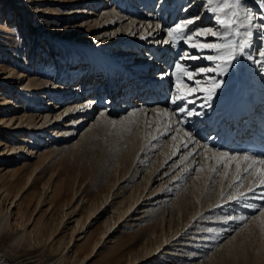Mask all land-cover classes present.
I'll return each mask as SVG.
<instances>
[{
  "label": "bare ground",
  "instance_id": "bare-ground-1",
  "mask_svg": "<svg viewBox=\"0 0 264 264\" xmlns=\"http://www.w3.org/2000/svg\"><path fill=\"white\" fill-rule=\"evenodd\" d=\"M15 1L17 3L21 1L19 5L20 7H18L22 11V13H20L18 16L22 17V22L19 24V26H17L18 28L12 27L14 24L10 26V24L5 22L6 20H0V90L4 89L5 87H8V89H14L15 87H17V89L19 88L21 90L20 97H22L23 101H21L23 102V105H14L12 107L15 108L16 112L6 116H0V127L3 129L0 133V258H5V260L11 261L14 258L18 262V264H57L60 259V256H58V258L54 261L40 262V260L34 259L38 256L34 255L35 252L28 246V242L29 240H31L29 238L33 236V239L41 240L42 237L44 239V236H46L47 233H45L46 230H41L39 226L40 218H34V220L31 222L33 214L42 202V195H40V193L35 199V190L37 187L35 183L34 173L37 171V167L33 168V170L26 175L27 177L22 182V178L19 172L20 169L15 168L13 165L16 164V162H14V158H12L11 161L6 160L8 156L13 157L14 155L13 150L16 149L17 145L15 140L19 141V150L24 154L23 158L21 159L22 161L20 162L21 164H23L24 158H48L49 153L37 155L39 153V149H43L40 148L41 143H39V140H43V133L48 135L53 134L50 132V130L54 126L59 127L60 125H62L67 128L66 131L61 132L60 134V136L64 137V140H68L69 138L78 136H80V140H88L91 139L94 134L96 136L97 132L105 131L108 126L114 125L120 130H126V136H128L127 138L129 152L131 155H134V160L136 159L135 156L141 150L143 156L142 159H146L145 156L148 155H151L153 157L155 152L158 154V156L155 160H152L154 162V170L153 168L147 170L143 169L142 172L146 171L147 173L142 175V179L137 182V185L128 186L131 185L130 181H135L136 179H138L137 176L139 173V167L137 165L136 166L138 168L131 176L130 181L129 179L125 180L127 181L126 184L120 187L124 191L126 190L125 196H123L124 194L122 193L123 195L121 196L123 197L121 201H118L119 204L118 206L116 205L117 208H114V210H117L116 212L119 213L117 219L115 217H113L112 219L110 216L108 217V219H105L104 231L101 232L99 239L96 241V243L93 244L94 246H92L93 248L91 249L92 251L90 252V254L86 256V258L80 264H83L85 261L94 258L96 254L101 250L105 242H113L112 235L115 232L114 230L118 227L111 231L112 228L117 223L122 221V219H124L131 210L132 212L130 215H128V218L132 219L134 216L137 217L140 213H143L145 214L143 216L149 217V220H146V222L152 221L153 223L157 222V224H160L164 223L167 220L169 228H172L173 221L177 222L176 224H179L182 219V222H184V226L191 223L192 219L195 217V224L198 225L200 223L203 224L202 222H200L203 220L199 219H205L206 221L209 220V223H205V226L203 225L204 227L201 226L195 228L199 231L197 230V232H192L193 234H189L191 235L189 239L180 238L182 234L177 238L176 236L178 235L179 231H176L171 238L169 237V239L172 240L173 238H175L173 239V241H178V244L182 243L181 245L184 248H188V246L194 248L196 242H203L205 243V245L207 243H209V245L217 244L218 247L222 245L223 248L221 249L224 250L223 253L222 250H220L222 254L221 259L219 258L222 261V264H224V259L227 258H229V260L233 259L231 260L233 264H264V205L260 206L261 211L254 217L253 221H251L249 225L245 227V229H243L242 231H238V233H233V231H231V221L230 219H228L232 214H234V205L235 202H237L236 198L243 197L240 194L246 189V186H243V188L245 187L244 189H242L241 187L238 188L240 182L242 181V178L238 180L241 175L240 172L247 167V163L256 162L255 159L249 158L247 160H244V156L242 153L230 157L223 156L224 152L227 150L223 146H217L213 144L211 140L205 143L206 145H208V148L206 150H202L199 146L200 144L198 142L194 143L193 139L195 138L194 135L197 136V132H201L205 136L206 134L200 128L199 131H196L198 128L193 129L192 127L194 126L195 122H191L189 119H186V114H178L177 117H174V112L169 111L170 107H155L156 111L152 112H150V110L147 112V110L136 111L135 109H125L124 111L116 112L117 115L111 117L106 114L107 110L102 109L103 107L98 108L96 105L94 106V110L92 112V102H86L85 99H79L80 96H77V88L74 87V85L71 86L70 84V90L68 89L64 94H62V92L60 93V91L64 90V81L60 78L48 84V88H45L46 81H49L50 79L42 80L37 79V77H32L27 83H25V81H22L20 82V84H18L16 82L17 78L15 69L11 68L6 62L3 61L4 59L8 62L7 54H9L10 52L14 57L23 60L21 59L18 50V42L11 36L20 33V31L24 30V28L27 30L28 28L27 26H25L24 22L28 21L32 29L34 31L36 30L37 35L35 36V39L36 37L39 38V45L43 42V40H41V36L44 33L47 37L51 36V38H54L53 40H56L50 41L49 44L53 45V43H56L57 46H59L60 41H62L63 44L61 46L64 47V50H66L67 47L65 46V44L68 43V47L73 51V55L78 56V58L81 59L86 58V60H89L94 65H96V63L94 62H98V65L100 64L103 67L101 62H107L99 54L96 48L105 49V51L108 53L109 51L115 52L113 54L114 58H116L117 60H122L123 63H125L127 66H132L137 62L147 60L150 57V52L153 51L158 54V58H162L160 55L161 49L164 46H167L169 52L164 56L166 68L158 70V74L167 71L171 63H174V61L176 60L177 63H180L188 71L198 70L199 68H213V72L199 73L195 75L192 80L188 79L186 75L181 76L183 84L190 86L193 89L197 88L195 81L200 82V89L213 88L215 81L224 82L219 89H216L211 99L206 98L208 93L205 90L194 91L193 94L187 96V98L183 100L184 108L188 107L190 109L192 105L201 106L203 103L209 104L216 97H219V100L222 103L235 107V85H239V87L243 90L251 85L253 87L251 96L255 98L256 101L262 100L264 104V76H262V71L259 69L260 57H256L253 53L256 43H258L260 36L264 33V27L260 26V24L262 23L261 19L264 17V6L260 5V0L255 1L261 7L263 13L259 9L257 10L253 8L251 0H245L244 6H246L247 11L244 12V10H242V12L244 13L241 12V19H243L244 16L247 15L252 18V22L251 24L245 23L243 26L238 23L235 28V31H238L239 33H241V35L246 31H251L253 33L251 37L253 48L251 47L248 50L251 53V59H248L246 56L244 61H237L235 67L226 70V73L224 75H219L215 70L216 64L222 63V61L217 60L215 64L208 62L207 59H205L207 53L200 55L197 52L196 48L186 47V57L185 54L181 52L179 46L175 43L179 41L183 44V40H177L174 42L170 41L168 44H164L163 41L169 39L168 30L164 31L162 30L163 28H161V26L163 27L164 22L156 21L155 24H153L151 20L144 21L142 19H122L123 17L127 16L128 13L121 14L119 9L118 11H115V7L114 9H112V4H114L115 2L101 0L102 2H104V8H102L101 10L102 14L97 15V19L90 20L87 23L86 21H82V23L77 26H71L67 24L66 26H63V28H60L53 27V25L47 24L48 22H46V19H40L44 18L45 15L48 14V9L47 7H45V5L49 0ZM93 1L96 3V0ZM150 1L154 2V0H125L124 2H132L133 4L136 3L137 10L140 9L137 12V15L133 14L132 16L129 15L128 17H148L151 15L156 16L157 13L154 12V7L156 6V4L152 6ZM146 3H150L149 9L145 8ZM80 9L78 10V13L96 15V12L94 10L88 9V11H81ZM121 9L131 10V7L129 4H125L123 7L121 5ZM204 9L207 8L204 7ZM195 12L196 10H192L189 7L186 9V11H184L183 15L187 14V16H190L189 19H192L198 14H201L199 13L200 11L198 13ZM202 15L204 17H202ZM202 15L200 16V20L195 21L193 25H189L188 27L215 28L217 31H224L215 22H213V19H215L213 15V18L211 20L206 17V12H203ZM32 18H35V23H32ZM91 21L93 22L92 25H90L92 23ZM140 22L142 23V25L140 24ZM83 24L84 27H81ZM78 28L81 29L78 30ZM83 31L85 32V34L80 35V33H83ZM26 32L27 33L22 32V34L25 33L26 35L29 31ZM73 34H77V36L73 38ZM230 38L237 40L239 39V37L237 36H231ZM199 40L210 44L221 43V41L216 40L212 36H208L206 38L199 37ZM262 41L263 40H261V42L257 45H262ZM184 44L188 45L186 43ZM150 47H152V49H150ZM256 51L258 52V50ZM1 52H3L4 54H2ZM210 53H212V51L208 52V54ZM141 55H145V57L147 58L145 60H138V56ZM68 56L65 54V56L63 57L68 58ZM191 56H196L198 58L196 60H192L190 59ZM59 61L61 62L60 65L65 64L64 68L60 66L62 70L67 66H70V64L66 65L64 59H60ZM253 61H255V63H253ZM76 65H78V71L80 70V73H82V65H80V63H77ZM257 65H259V67H257ZM127 66H123L122 71L129 70ZM144 74H148V72ZM178 75H180V73L177 72V70H171L169 74L166 73L162 75V77H167L164 85L167 91H170L171 95V85L174 82L173 79H177ZM21 76L24 77L26 75L22 73ZM49 89L50 91L55 92L56 95L54 96L52 94V96L51 94H48V96L51 98L49 100L43 101V98H46L42 96L44 95L43 91ZM176 91L177 90L173 92V95L176 94ZM10 92L12 93V91ZM14 93H16V90ZM58 95L61 97L54 102L55 98ZM50 101L53 102L50 103ZM189 101H191V103H189ZM12 102L13 101L8 100L7 97L4 96V93H1L0 91V113L9 108L12 105ZM35 103L38 104V106H34ZM38 108H41V110H37ZM257 108L259 109L260 107ZM60 109L64 110L62 111ZM227 109L228 111L232 110V108ZM263 109L264 106H262V109H260V111L264 113ZM56 110L60 111L56 112ZM216 111L220 112L221 109H217ZM36 112L39 113L36 114ZM168 112L173 116L172 120L168 119L170 118L168 116ZM180 122H183V130L187 132L183 131L179 127L178 123ZM69 128L71 129L68 131ZM59 132L60 131H57L56 133L58 134ZM8 133L11 140L10 143L8 139L6 140ZM66 133H68V136H64L66 135ZM3 138L6 140V142H3ZM152 138L154 139L151 140ZM50 141L51 140H49L48 142ZM155 145L158 146L156 149L154 148ZM159 149L160 151L157 152V150ZM34 154L37 156L32 157V155ZM126 156L127 153L117 162H126ZM134 160L132 162H134ZM123 162H120L119 165L121 166ZM139 162L140 166H142L141 163L144 162V160H138L137 163ZM258 168L257 171H259ZM157 170H159V172L155 176H153ZM179 174H182L185 177L183 180L179 181L180 183L183 181V184H178L179 188L175 190V193H177L175 194V196L177 195V198H174L176 200L171 201L172 203L170 202L169 205H166L167 202L164 197L166 196L167 192L169 193L171 191L173 193V190L176 188L174 187V185H176L179 180ZM125 176L126 175H124L123 177L120 176L118 179L122 180ZM246 177H249L247 181L248 185L249 180H251V176ZM261 178H263L262 183H264V166L261 168V177L257 179L258 183ZM245 179L243 180L245 181ZM154 180L155 182H158V185L152 188V181ZM142 182H145V188H143V191L146 190L148 184L150 185L148 192L144 196L147 197L145 201H153V199H158V201L156 202V209H147L145 205L144 208L139 209L140 204L135 207V205L141 200L140 198L143 197V191H140L141 193L140 195L138 194L139 196L135 191V189L139 188ZM262 191H264V188H262ZM257 193L259 192L257 191ZM135 194L138 197H136ZM117 195L118 193L113 194L114 199L117 197ZM153 195L155 196V198H153ZM259 195L260 196H257L259 197V199L252 196L254 200L251 199L250 201L261 202L260 200L262 199L260 198H264V193H260ZM109 197L110 194H107L104 197L105 199L102 200L100 206L92 208L89 218L93 215H103L105 210L102 212H99V210L104 204L108 202ZM187 202L189 203L188 207L186 208ZM253 202H251L252 206L257 207L258 205ZM157 204L159 206H157ZM22 205H26L23 212H21L20 210V207ZM110 205L111 203L109 204V206ZM145 208L146 210H144ZM191 208H193L192 211L190 210ZM142 209L143 211H140ZM155 211L157 215L154 214ZM223 211L226 212L222 213ZM116 212L114 213L116 214ZM68 214L66 213L65 215L67 216ZM160 218L161 220H159ZM234 218L238 217L235 216ZM133 219L136 221L138 218ZM80 220L81 219H77L76 224L77 227L81 226L80 230H77V235L80 236V238L78 237L79 240L89 236L88 227L86 226V222L88 221V219L86 222H83V220L81 222ZM113 220L114 223L112 224ZM13 227L20 230L15 235L12 234ZM189 229H191V227ZM202 229H205L206 231L204 230L203 232H200V230ZM181 230H183V227ZM75 231H72V233H75ZM232 233L235 235L232 236ZM72 235L75 236V234ZM166 235L167 234L165 232L162 235L166 238V240L164 241L170 242ZM199 237L202 240L198 241L197 238ZM185 239H187V241H184ZM6 241L11 242L7 244ZM73 241V246H75L78 240L72 236L70 238V243H73ZM159 241V244L156 243V245H158H155V248L157 249H155L153 246L145 245V247L143 248L144 256L142 255L143 257L136 259V261L134 262L131 261L130 264H141L145 261L150 262V260L154 259L155 253L159 249L161 252V248L164 246V241ZM168 246L162 249V253L165 254V258L166 256H170L172 258L174 257L173 259L181 258V254H172L170 252L172 250H170V247L168 248ZM192 251L194 252H191L189 254L184 251L186 253L185 256L187 255L186 258L194 260L195 256H198L194 249H192ZM235 252H238L241 255L236 256L234 254ZM215 257H218V254L217 256L215 255ZM162 260H164L163 257ZM228 261L226 262L229 264ZM216 262L220 263V261L215 260L211 256V259H209V262L207 264H216Z\"/></svg>",
  "mask_w": 264,
  "mask_h": 264
},
{
  "label": "rangeland",
  "instance_id": "rangeland-1",
  "mask_svg": "<svg viewBox=\"0 0 264 264\" xmlns=\"http://www.w3.org/2000/svg\"><path fill=\"white\" fill-rule=\"evenodd\" d=\"M0 1H1L0 20H3V21L6 20L5 22L10 24V26L14 24L12 26L14 28L19 26V24L22 22V19H21L22 17L18 16L20 13H22V11L19 9L20 7L19 5L21 1L18 3L15 0H0ZM169 1L172 2V0H169ZM198 1L199 0H184V4L185 6H188V4L191 3V6H192L194 3L192 7H197L198 5L196 6L195 4ZM93 2H94L93 0H58V1L49 0L48 3L45 5V7H47L48 9V14L45 15L44 18H40V19H46L47 20L46 22H48L47 24L53 25V27H60V28L61 27L63 28V26H66L67 24L71 26L73 25L77 26L81 24L82 21H86L87 23L90 20L97 19L98 18L97 15L102 14V11H101L102 8L99 9V5L103 7L102 4L104 2H102L101 0H96V3L95 2L93 3ZM122 2L123 0H120V3ZM125 4L131 5L133 3L124 2V4H122V7ZM244 5L245 3L241 6V12L242 10H244V12L247 11L246 6ZM95 6L96 7L98 6V9H95ZM79 9L81 11L83 10L88 11V9L94 10L96 12V15H87V13H83V14L78 13ZM161 9H162V6L160 3L159 11ZM199 11L201 13L199 16H201L203 12L207 11V9H204V7L202 8L201 6L198 12ZM202 17L204 16L202 15ZM261 20L263 21L261 23L262 25L260 24V26L264 27V24H263L264 19H261ZM34 21H35V18H32V23H35ZM180 23H182V21H180ZM92 24L93 22L90 25ZM81 27H84V24ZM31 28L32 27L30 26V29L28 28L27 30L26 29L24 30L25 33H27L26 31H29L28 34L26 35L25 33L22 34L23 31L21 30L20 33L13 35L14 37L11 36L18 42V45H19L18 50L20 53V57L24 61L14 57L11 52L7 54L8 62L7 60H4V59L3 61L6 62L8 66L15 69L16 78H17L16 82L18 84H20V82L22 81H25V83H27L32 77H37V79H42V80L50 79L49 81H46L45 88H48V84H50L52 81H55L58 78L60 79L64 78V83H63L64 90L60 91V93L62 92V94H64L68 89L70 90L71 86L70 84H67V82L69 81L67 77L68 76H70V78L72 77L71 71L73 69L70 68L71 63L73 62V60H77L78 56L73 55V51L68 47L69 45L68 43L65 44V46L67 47L66 50H64L63 49L64 47L61 46L63 44L62 41H60L59 46H57L56 43H53V45L49 44L50 41H56V40H53L54 38H51V36L47 37L44 33L41 36V40H43L42 44L40 45L36 44V46H34L33 39L37 35V33H36V30L34 31ZM80 29L81 28H78V30ZM81 34H85V32L83 31V33H80V35ZM76 36L77 34H73V38H75ZM27 37L28 39L30 38L29 41L27 40ZM260 39H261V36L259 38L258 43H256V46H255L256 49L261 48L262 45H264V39H261L263 40L262 45L260 44L261 47L260 45H257L261 42ZM41 45L42 46L44 45V46L42 47ZM66 51H68V54L66 53ZM1 53L4 54L3 52ZM253 53L256 57L259 56L257 51L254 52L253 50ZM65 54L67 56L69 55L68 58L63 57L65 56ZM76 57L77 59H75ZM60 59H64V61L66 62V65L70 64V66H67L65 68L66 70L65 69L62 70L65 64L60 65L61 63L59 61ZM263 60H264V57H262V61ZM60 66H62V68H60ZM257 67H259V65H257ZM77 68H78V65H76L75 70H78ZM259 69L261 70V68ZM21 72L26 76L22 77ZM262 74H263L262 76H264V71H262ZM173 80L174 82L172 84L175 83V86L171 85L172 95H173V92L176 90L175 89L176 79H173ZM15 90H16V93H14ZM0 91L1 93H4V96H6L8 100L13 101L12 105L9 108L5 109L2 113H0L1 114L0 116L10 115L11 113L16 112L15 108H13L12 106L14 105L21 106V104L23 103L22 97H20L21 90L19 88L17 89V87H15L14 89H11V88L8 89V87H5L4 89H1ZM10 91H12V93ZM43 94L44 95L42 96L46 97V98H43V101L49 100L51 98L48 96V94H51V95L53 94L54 96L56 95V93L53 91H50V89L43 91ZM60 97L61 96L58 95L55 98L54 102ZM51 102L53 101H50V103ZM34 106H38V104L35 103ZM37 110H41V108L40 109L38 108ZM60 110L63 111L64 109H60ZM60 110H56V112ZM38 113L39 112H36V114ZM168 119L171 120V117ZM70 129L71 128H69L68 131ZM2 130L3 129L0 127V133L2 132ZM66 130H67L66 127L60 125L59 127L54 126L50 130V132L53 133L51 135L43 133V137H42L43 140H39V143H41L40 148H43V149H39V153L37 155L49 153V156L47 159L37 158V157L32 158V159L24 158L23 164H21L20 162L22 161L21 159L23 158L24 154L21 153L19 150V147H18L19 141L15 140L17 145H16V149L13 150L14 155L13 157L8 156L6 160L11 161L12 158H14V162H16V164H13V165L15 168L20 169L19 172L22 178V182L27 177L26 175L30 173L33 170V168L37 167L36 169L37 171L36 170H35L36 172L34 171L35 172L34 173L35 183H36V187L38 188V189L36 188L35 190V199L40 193V195H42L41 196L42 202L40 203L35 213L33 214L31 222L34 220V218H40L39 226L41 230H44V231L46 230L45 233L47 234L46 236H44V239L42 237L41 240L33 239V236L29 238L31 240H29L28 246L29 248L33 249V251L35 252L34 255L38 256L34 259H38L40 260V262H43V261L51 262L57 259L58 256H60V259L57 264H80L86 258V256L90 254V252L92 251L91 249L93 248L92 246H94L93 244L96 243V241L100 237L101 232L104 231L105 219H108L109 216L112 219L113 217L117 219V216L119 213H117L116 212L117 210L115 211L114 208L115 209L117 208L119 202L121 201L122 197L125 196V192H126V190L124 191L120 187L126 184L127 181L125 180L129 179L130 181L131 176L133 175V173H135L136 169L139 167V171H138L139 173L137 176L138 179H136L137 181L136 180L130 181L131 185H128V186L137 185V182H139V180L142 179V175L147 173L146 171L142 172L143 169L147 170V169L153 168L154 170V167H153L154 162L152 160H155L158 154L155 152V154L152 153L154 154L153 157L151 155L150 156L148 155V156H145L146 159H142L143 156H142V150H141L135 156L136 159L134 160V155H131L129 152L128 138H127L128 136H126L127 134L126 130H120L114 125L108 126V128L105 131L97 132L96 136L94 134L93 137H91V139H88V140L87 139L80 140L79 139L80 136L69 138L68 140H64V137L60 136V134L61 132H64ZM57 131H60V132L57 134L56 133ZM64 136H68V133H66V135ZM7 139L10 143L11 140L9 138V133L7 134L6 140ZM153 139L154 138H152L151 140ZM6 140L3 138V142H6ZM47 140L48 141L51 140V141L48 142ZM157 147L158 146L155 145L154 148L156 149ZM159 151L160 149L157 150V152ZM126 153H127V156L125 158H127V161L117 162L123 156H125ZM37 155L34 154L32 155V157L37 156ZM132 159L134 160V162H132L133 161ZM138 160L140 161L144 160V162L141 163L142 166H140V162L137 163ZM120 162H123L121 166L119 165ZM257 168L258 167H256V171H257ZM259 169L260 168H258V170ZM158 172L159 170H157L153 176H155ZM255 174L253 177H255ZM124 175L126 176L122 180L118 179L120 176L123 177ZM243 176L244 177H242V181L240 182L238 188L240 187L243 188V186H247V181L249 177H246L247 174ZM178 177H179L178 178L179 180L177 184L174 185V187L176 188L173 190V193L171 191L169 193L167 192L166 196L164 197V199L167 202L166 205H169L171 201H175L176 200L175 198H177L176 197L177 195L175 196V194H177L175 193L176 192L175 190L179 188L178 184L179 185L183 184V181L181 183L179 181L185 178L184 175L182 174H179ZM116 179H117V182H116ZM239 179L240 178H238V180ZM243 179H245V181ZM250 179L251 180H249V184H251L253 178L251 177ZM152 183H153L152 188L158 185V182H155V180L152 181ZM147 186L148 187L146 188V190L143 191V188H145V182H142L139 188L135 189L137 195L138 194L140 195V193L143 191V197L140 198L141 200L135 205V207L140 204L139 209L144 208V205L146 206L147 209L148 208L156 209V202L158 201V199L157 200L153 199V201H145L147 197H144V196L150 188L149 184ZM251 190L253 189L251 188ZM253 191H257V190H253ZM116 193H118V195L114 199L113 194H116ZM107 194H110L109 200L99 210V212H102L105 210L103 215L102 216H100L99 214L93 215L89 218L92 208L100 206L102 200L105 199L104 197ZM137 195L136 197L139 196ZM253 196L254 198L259 199V197L257 196H260V195L259 193H256ZM153 198H155L154 195H153ZM243 199L244 198L240 199L239 202L243 203ZM260 199L263 200V198H260ZM256 202L257 201H254L253 203L259 205L260 202L258 203ZM110 203L111 205L109 206ZM188 203L189 202L186 203L187 205L186 208L188 207ZM157 206L159 205L157 204ZM234 206H235L234 215H236L237 217H243L242 215L237 213L236 205ZM25 207L26 205H22L20 207L21 212H23ZM251 207H253L252 203H251ZM146 208L144 210H146ZM192 209L193 208H191L190 210L192 211ZM140 211H143V209ZM114 212H116V214ZM131 212L132 210L125 216L124 219H122V221L117 223L112 228L111 231H113L116 227H118L114 230L115 232L112 235L113 242L112 241H110L111 243L105 242L101 250L96 254V256L90 260L85 261L83 264H130L131 261L134 262L136 261V259H139L144 256L143 248L145 247V245L153 246L155 248L159 244L158 243L160 242L159 240H161V242L166 240V238L162 236L164 232L167 234L166 236L168 237V239L169 237L171 238L172 235H174L176 231H179L178 235L176 236L177 238L182 234L180 238L189 239L191 236L189 234H193L192 232H197L198 229L196 230L195 228H198L201 226L204 227L206 225L205 223H209L208 222L209 220L206 221L205 219H199V220H203V221H200L203 224L201 223L199 225L195 224L196 222V217H195L192 219L191 223L185 226H184V222H182L183 219L180 221L181 224L180 223L176 224L177 222L173 221L172 228H169L167 220L165 221L166 223L164 222L160 224L159 223L157 224V222L153 223L152 221L146 222V220H149V217L143 216L145 215L143 213L142 214L140 213L141 215L139 214L137 217L134 216L133 218H138L135 221L133 218L132 219L128 218V215H130ZM256 212L257 214L260 213L259 210H257ZM66 213L68 214L67 216L65 215ZM154 214H156V211ZM247 216L248 218L243 217V218L235 219V222L231 220L233 223L230 224V227L232 228L231 231H233V233H238V231H242L243 229H245V227L249 225V223L253 221L255 217L254 216L253 218H250L249 215ZM234 217L235 216H233V218ZM77 219L78 220L81 219L80 220L81 222L82 220L83 222H86L88 219V221L86 222V226L88 227L89 236L81 240H79L80 236L77 235L78 234L77 230L79 231L81 228V226L77 227L76 225ZM159 220H161V218ZM113 223H114V220L112 221V224ZM182 227H183V230H181ZM190 227L191 229H189ZM204 230L205 229H202L200 230V232H203ZM18 231L20 230L13 227L12 234L15 235L16 233H18ZM72 231H75V233H72ZM233 233H232V236L235 235ZM72 234H75V236ZM72 236L78 240L77 241L78 243L76 242L75 246H73L74 241L73 243L72 242L70 243V238ZM173 239L172 240L169 239L170 242L164 241V246L161 248V252L159 249L156 252L158 254L155 253L154 259L150 260V262L145 261L141 264H207L209 262V259H211V256L215 260L220 261V263L222 264V261L220 260L221 254L223 253V250H224V249H221L223 248L222 245L218 247L217 244L209 245V243H207L205 245V243L203 242L201 243L196 242L194 245V248H191L189 246L188 248H184L181 245L182 243L178 244V241H173ZM187 239H185L184 241H187ZM197 239L198 241L202 240L200 237ZM9 242L11 241H8L7 244ZM156 243L158 244L156 245ZM178 245H181V246H178ZM167 246L168 248L170 247V250H172L170 251L172 254L173 253L181 254V258H178L180 261L178 259H173L174 257L172 258L170 256H166L165 258L164 256L165 254L162 253V249ZM192 249H194L198 255V256H195L194 260H190L186 258L187 255L185 256L186 254L185 252H187V254L194 252L192 251ZM220 250H222V253ZM19 251H20V248H19ZM217 254H218V257H215V255L217 256ZM234 254L236 256L241 255L238 252H235ZM162 257L164 258V260H162ZM227 259L229 260V258ZM227 259H224V264H228L226 262L228 261ZM231 260L233 259H230L228 261L229 264H233ZM217 263L220 264L219 262H216V264ZM0 264H18V262L14 258L12 261L5 260V258H2V259L0 258ZM41 264H45V263H41Z\"/></svg>",
  "mask_w": 264,
  "mask_h": 264
},
{
  "label": "snow or ice",
  "instance_id": "snow-or-ice-1",
  "mask_svg": "<svg viewBox=\"0 0 264 264\" xmlns=\"http://www.w3.org/2000/svg\"><path fill=\"white\" fill-rule=\"evenodd\" d=\"M245 3V0H202V7L207 8V12L212 14L215 18V23L222 28L224 31H217L215 28H189V25H193L195 21L200 20L199 15L192 19H187L182 23L176 24L174 28L168 30V40H164V44H168L170 41L183 40L184 43L188 44L192 48L196 49H210L214 50L217 54L215 56L209 55L206 57L209 61H222V63L216 64V71L219 75H224L226 70L234 68L237 61H244L247 56L251 59V53L248 51L252 47L251 37L253 33L246 31L242 35L238 31H235L237 24L243 26L245 23L251 24L252 18L245 15L241 19V6ZM260 5L264 6V0H260ZM264 19V18H262ZM185 32L188 34L185 35ZM212 36L221 43H205L201 44L199 37ZM231 36H237L239 39H231ZM261 39H264V34L261 35ZM258 55L264 57V45L258 49ZM187 57V54H185ZM198 57L191 56L190 59L196 60ZM255 63V61H253ZM261 71H264V61L260 64ZM175 69L180 75L176 79V94L171 97V103L177 106V110L187 115H201L200 113H193L187 111L182 104L178 101H183L187 96L193 94L196 90L207 91V99H211L216 89H219L224 83L223 81H215L214 86L211 89H200V82L195 81L197 88L193 89L190 86L184 85L181 76L186 75L188 79L192 80L195 75L199 73L213 72V68H199L198 70L188 71L180 63L175 64ZM163 75V74H162ZM186 89V91H185ZM191 103V101H189ZM224 155H227L226 153ZM245 160L249 159L244 157ZM264 163V159L260 161ZM247 171V170H246ZM251 191V189H250ZM239 202L242 197H237ZM228 219H233L229 217Z\"/></svg>",
  "mask_w": 264,
  "mask_h": 264
}]
</instances>
